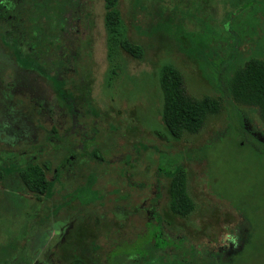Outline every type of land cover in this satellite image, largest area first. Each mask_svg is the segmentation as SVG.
Segmentation results:
<instances>
[{"label": "rangeland", "instance_id": "obj_1", "mask_svg": "<svg viewBox=\"0 0 264 264\" xmlns=\"http://www.w3.org/2000/svg\"><path fill=\"white\" fill-rule=\"evenodd\" d=\"M117 7L142 58L119 50L110 63L103 0H84V22L71 38L79 58L63 79L70 102L55 88L66 72L59 57L41 73L23 67L0 23V151L50 166L41 196L15 171L2 173L1 264H264V126L255 110L223 98L217 82L225 62L227 80L249 59L264 60V0H119ZM164 65L181 72L189 95L224 100L200 132L179 141L160 116ZM239 126L254 139L243 143ZM84 132L82 150L60 167L66 151L48 135ZM179 168L195 205L185 219L168 210L170 172ZM243 219L256 228L255 249L230 263ZM155 245L164 253L150 256Z\"/></svg>", "mask_w": 264, "mask_h": 264}, {"label": "trees", "instance_id": "obj_2", "mask_svg": "<svg viewBox=\"0 0 264 264\" xmlns=\"http://www.w3.org/2000/svg\"><path fill=\"white\" fill-rule=\"evenodd\" d=\"M2 2L0 1V13H5L4 6L11 13V18L0 20L4 28L1 27L3 35L6 34L5 37L9 39L20 63L26 66L38 65L39 70L42 66L51 69L55 63L51 58L59 57L57 60L60 61L61 68L65 64H76L79 58V48L75 50L71 48V44L69 47V41H67L69 36H65L66 23L73 20L79 25L81 21H84L82 14L84 0H2ZM118 2L119 0H103L106 53L110 63L115 60L119 50H123L132 58H142L141 47L129 43L125 38L124 25L117 7ZM75 39L76 35L73 33L72 40ZM44 59H46V64ZM62 59L65 61L62 62ZM226 63L217 72V82L221 87L222 97H225L229 103L255 110L260 123L264 126V60L249 59L227 80L224 79V74L222 76ZM64 76L61 78L62 81L57 83L53 81L60 100L66 99L70 102L71 98L68 97V92L64 87L67 75ZM158 87L161 97V121L166 134L172 141H179L185 135L197 134L210 116L217 115L224 109L222 97L203 96L198 99L189 95L183 75L172 65L160 67ZM241 133L243 143L247 144L250 136L243 129ZM68 136L70 135H48L50 145L55 150L63 148L66 151L65 158L59 165L64 168L68 167V163L71 162L69 157H76V154L82 150L84 137L71 134L70 139ZM258 144L264 147V142L258 141ZM249 145L254 149L251 142ZM17 156L20 158L18 163L14 160ZM92 156L95 161L101 162L96 151L92 153ZM14 168L18 171L19 179L28 192L36 196L48 192L50 188L46 174L50 168L48 163L39 164L38 156L27 152H21L18 155L17 153L0 152V178L4 170ZM168 198V210L175 217L185 219L195 210V205L187 191L186 177L181 168L170 172ZM243 222L245 224L238 235V250L232 253L230 258L224 259L230 263L235 262V257L242 255L244 251L255 249L256 228L248 219H243ZM148 252L150 256H155L157 252L164 253V250L155 245ZM7 254L8 246H0V264L7 259ZM213 262H194L193 264H214ZM114 263L111 262V264ZM68 264L86 263L79 258H74Z\"/></svg>", "mask_w": 264, "mask_h": 264}, {"label": "flooded vegetation", "instance_id": "obj_3", "mask_svg": "<svg viewBox=\"0 0 264 264\" xmlns=\"http://www.w3.org/2000/svg\"><path fill=\"white\" fill-rule=\"evenodd\" d=\"M1 2H2V0H0ZM2 3H4V2H2ZM4 8V14H1L0 13V20L2 19V21H3V19H6V18H11V13H9L10 12V10H8L5 6L3 7ZM13 12V11H12ZM83 22L84 21H81L80 22V25H82L83 24ZM67 27H66V32H65V36L66 37H68L69 36V41H70V43L72 42L71 41V38H72V34L74 33L75 35L77 34V32H78V30L77 31H72V28L73 27H76V25H78V22L76 21H73V20H69V21H67ZM69 44V43H68ZM67 44V45H68ZM71 45H72V43H71ZM71 48H72V46H71ZM20 65H22L23 67H30L31 69H33L34 71H38L39 73H41V71L37 68L38 67V65H24L23 63H20ZM73 66H74V68H75V64L73 65V64H65L63 67H62V69H64V70H67V72H66V74H64L65 76L66 75H68L69 73H73L74 72V68H73ZM84 139H85V132H84ZM3 151V150H2ZM2 151H0V152H2ZM3 152H9V151H3ZM10 153H16V152H13V151H11ZM21 152H18L17 153V155L18 154H20ZM6 158V157H5ZM15 158V157H14ZM17 160H15V162L16 163H18V161H19V156H17ZM73 157H69V159H72ZM16 165V164H15ZM16 166H18V164L16 165ZM4 171H10V169L9 170H4ZM11 171H15L16 173H17V175H18V171L14 168V169H12ZM19 177V176H18ZM21 182V181H20ZM21 184H22V182H21ZM23 185V184H22Z\"/></svg>", "mask_w": 264, "mask_h": 264}]
</instances>
